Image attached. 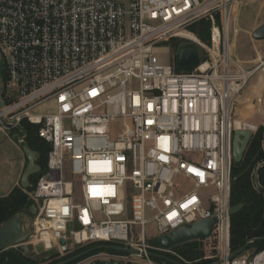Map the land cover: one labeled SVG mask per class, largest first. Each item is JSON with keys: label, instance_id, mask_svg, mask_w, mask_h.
<instances>
[{"label": "built area", "instance_id": "obj_1", "mask_svg": "<svg viewBox=\"0 0 264 264\" xmlns=\"http://www.w3.org/2000/svg\"><path fill=\"white\" fill-rule=\"evenodd\" d=\"M248 1L0 0V132L22 145L27 122L49 146L45 170L24 190L35 207L24 245L59 258L90 245L137 252L101 249L69 264H153L148 253L194 264L201 259L147 242L216 218L202 240L215 254L203 260L264 264V249L232 258L230 249L232 133L259 128L232 119V107L264 66L247 68L232 54ZM202 21L206 43L189 31ZM170 40L197 42L198 66L177 71L163 45ZM45 105L52 113H36ZM251 182L258 191L255 172Z\"/></svg>", "mask_w": 264, "mask_h": 264}, {"label": "trees", "instance_id": "obj_2", "mask_svg": "<svg viewBox=\"0 0 264 264\" xmlns=\"http://www.w3.org/2000/svg\"><path fill=\"white\" fill-rule=\"evenodd\" d=\"M189 31L197 35L202 42L208 41L209 24L207 22L202 21L199 24L193 25L189 27ZM183 35L194 39L190 34L184 33ZM170 45L176 54V50L181 43L171 41ZM2 79L4 80L3 73ZM22 127L25 133V143L32 151L39 155L37 164L40 166L42 173L46 168L49 146L38 137V128L36 126L22 122ZM262 163H264V126H260L257 132L250 138L242 160L238 163L233 161L231 163L229 204L230 207L242 205V208L237 213L230 216V249L232 253L242 248L247 241L264 237V166L258 172V183L262 189L255 191L251 182L252 175L256 171L257 166ZM39 176L40 174L30 176V185H34ZM30 206L31 202L23 190L21 188L13 189L7 196L0 198V225L7 222L15 214L27 211L28 215H30ZM206 244H209V248L207 249L208 255L205 254L204 248L198 249L197 242L184 244L173 248V250L177 251L189 262L201 259L198 263L194 264H213L216 262L215 259H202L205 256H213L215 254L213 243L208 242ZM91 247L93 245L85 246L64 258H59L54 254L50 257L51 260L47 264H56ZM251 249H254L255 252L263 250L264 240L254 241L246 251ZM167 257L178 262V260L171 256L167 255ZM163 262L164 264H174L172 262ZM0 264H30V261L22 253L16 251L15 248H10L0 252Z\"/></svg>", "mask_w": 264, "mask_h": 264}, {"label": "water", "instance_id": "obj_3", "mask_svg": "<svg viewBox=\"0 0 264 264\" xmlns=\"http://www.w3.org/2000/svg\"><path fill=\"white\" fill-rule=\"evenodd\" d=\"M252 39L254 41H264V24H262L256 30L253 31ZM175 57H176L175 67L178 71H188L196 68L198 66L199 57H200V49L198 43L189 42V43L181 44L176 50ZM252 135H253L252 132L248 130L233 132L232 140H231V158L233 162L238 163L242 160L243 154L247 148L248 142L252 137ZM21 150L25 155V158L27 160V165L20 178V187L22 190H26L30 187L29 177L39 174L41 168L37 164L39 155L36 152L32 151L25 142H23L21 146ZM262 166H264V163L258 165L255 171V182L258 189H262L258 183V172ZM241 208H242L241 204L230 207L228 211V215L231 216L237 213ZM29 212H30V216L35 214V207L33 205L30 206ZM21 216L22 213L15 214L7 222L0 225V252L10 248H15L16 251H18L19 253L25 252L24 244L28 240V233L23 227ZM216 222H217L216 218L201 220L192 224L191 226H184L169 234L152 238L148 240L147 243L149 247H151L154 250L170 251L173 248L182 246L184 244L207 240L211 237V231L213 226L216 224ZM262 240H264V237L247 241V243L242 248L231 254V258L244 253L249 247V245L254 241H262ZM59 243L61 245L64 244L62 240H60ZM101 249H107L115 252L131 254V255L137 254V252L134 250H130L118 246L97 245L89 249H86L66 260L60 261L56 264H69L82 257L89 255L92 252ZM148 256L154 259L163 260L165 262L180 264L176 261H173L157 253H148ZM102 264H106V263H102ZM213 264H219V262L216 261Z\"/></svg>", "mask_w": 264, "mask_h": 264}, {"label": "rangeland", "instance_id": "obj_4", "mask_svg": "<svg viewBox=\"0 0 264 264\" xmlns=\"http://www.w3.org/2000/svg\"><path fill=\"white\" fill-rule=\"evenodd\" d=\"M264 24V0H252L246 2V5H242L237 13V34L232 40V54L241 61L245 67L254 68L259 64V62L264 61V41H254L252 39V33L259 26ZM178 40H170L164 43V46L169 47L170 58L172 55L175 56L170 42ZM206 43V42H205ZM3 58L0 55V70L2 69ZM264 66L256 72L255 78L248 85L247 91L233 104V114L232 119L242 120L249 111H254L257 106H262L264 110ZM0 86H1V73H0ZM1 91V90H0ZM1 93V92H0ZM262 93V95H261ZM3 108L0 102V109ZM36 113L50 114L52 113V108L49 105L42 106L36 110ZM241 113V114H240ZM252 122L256 124H261L263 119L257 116ZM233 134V133H232ZM4 134L0 133V152H6V154H11L12 147L11 144L5 137ZM22 146V145H21ZM214 193L212 189L201 192L200 197L203 202L204 208H209L208 200L210 196ZM130 218V217H129ZM132 219V216H131ZM23 227L26 231L29 230L31 216L28 215L27 211H24L21 216ZM146 237L150 238L155 236V226L154 224H148L145 226ZM133 233L136 236L139 233V228H133ZM198 249H205V254L208 255L207 249L209 244L206 241H196ZM27 243V242H26ZM25 246V252L22 255L30 261V264H47L50 262V257L54 255V251H45L40 244L28 243ZM254 251V249L249 250ZM128 256L129 254H124ZM166 257L165 255H163ZM131 260H135V264H146L145 258L130 257ZM153 264H164L163 260L150 258Z\"/></svg>", "mask_w": 264, "mask_h": 264}, {"label": "crops", "instance_id": "obj_5", "mask_svg": "<svg viewBox=\"0 0 264 264\" xmlns=\"http://www.w3.org/2000/svg\"><path fill=\"white\" fill-rule=\"evenodd\" d=\"M0 73H1V86H0V90H1L3 84L2 69L0 70ZM0 102L4 106L5 102L2 93H0ZM257 116L262 117L263 121L261 124H256L251 121ZM241 117L242 120H247V122L260 127L264 122V110L260 105L257 106V108H255L254 111H249L245 117H243L242 115ZM3 136L11 144L12 152L11 154H6V152L3 151L0 152V198L7 196L15 188H21L20 178L27 165V160L25 158L24 153L21 150V145H18L14 140H12L14 135H11L10 138H8L5 135Z\"/></svg>", "mask_w": 264, "mask_h": 264}, {"label": "bare ground", "instance_id": "obj_6", "mask_svg": "<svg viewBox=\"0 0 264 264\" xmlns=\"http://www.w3.org/2000/svg\"><path fill=\"white\" fill-rule=\"evenodd\" d=\"M158 52H160V53H161V52H165V51H164V50H159ZM236 125H238V122L236 123Z\"/></svg>", "mask_w": 264, "mask_h": 264}, {"label": "snow or ice", "instance_id": "obj_7", "mask_svg": "<svg viewBox=\"0 0 264 264\" xmlns=\"http://www.w3.org/2000/svg\"><path fill=\"white\" fill-rule=\"evenodd\" d=\"M93 94H95V93H93Z\"/></svg>", "mask_w": 264, "mask_h": 264}]
</instances>
